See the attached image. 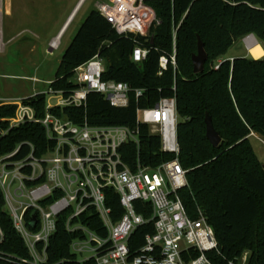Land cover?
<instances>
[{"label": "trees", "instance_id": "obj_1", "mask_svg": "<svg viewBox=\"0 0 264 264\" xmlns=\"http://www.w3.org/2000/svg\"><path fill=\"white\" fill-rule=\"evenodd\" d=\"M159 24L151 28L150 38L119 36L112 25L93 9L82 23L73 41L64 52L51 87L73 92L78 84L72 80L75 69L99 56L105 65L103 80L125 82L134 89H143L144 97L136 101L132 96L128 108L110 106L103 96L91 93L87 109L54 110L75 123L87 116L89 125L130 127L139 131L140 156L152 167L173 160L160 150V139L150 134L149 127L137 126L138 107L151 108L162 98L176 97L180 162L188 173L189 188L181 192L188 214L196 217L203 211L212 225L218 242L217 252H209L213 264L238 261L248 253L247 264H264V165L255 154L251 133L264 139V59L225 56L240 39L254 35L264 48V0H152ZM177 29V66L167 71L160 68L161 57H169L173 29ZM153 39V44L151 40ZM201 39L208 54L205 70L194 74L192 56L198 53ZM149 49L142 63L131 60L135 43ZM220 61L216 65L215 61ZM218 67V68H217ZM40 118L44 117L47 98L30 96L26 100ZM16 106L0 108V157L23 149L16 159L28 154L29 144L37 155L50 147L41 125L26 124L9 129ZM223 140L214 148L207 140L206 115ZM136 148L125 160L132 164ZM108 206L118 220L123 209L115 191L107 190ZM138 212L149 219V205L136 202ZM85 221V220H84ZM91 230L103 238L107 231L97 218L88 223ZM0 226L4 238L0 244V264H18L29 259L25 241L15 230L5 210L0 188ZM153 223L140 227L131 237L130 251L136 254L146 243V236L154 234ZM76 235L66 229L65 216L58 222L57 232L50 239L48 264H78L71 252ZM199 256L195 252L193 257ZM11 259H14L11 262ZM188 260V258H185Z\"/></svg>", "mask_w": 264, "mask_h": 264}, {"label": "built area", "instance_id": "obj_2", "mask_svg": "<svg viewBox=\"0 0 264 264\" xmlns=\"http://www.w3.org/2000/svg\"><path fill=\"white\" fill-rule=\"evenodd\" d=\"M150 2L107 0L97 11L120 37L149 39L152 26L160 23ZM173 31L174 53L161 57L162 71L177 66V29ZM134 43L131 60L138 65L147 59L149 49ZM104 73L103 60L95 56L75 69L71 81L78 88L73 92L66 95L50 84L47 91L36 94L47 98L42 118L26 103L27 99L0 98V108L16 106L13 118L8 120L9 129L38 124L50 142L41 155L29 144L28 154L21 158L16 159L22 145L0 157V188L5 210L25 241L30 257L11 259V262L48 264L50 239L57 232L60 218L65 216L67 231L76 235L71 252L77 256L78 264H213L208 253L218 250L214 229L203 211L199 210L196 217L189 215L181 198L189 182L179 157L176 97L162 98L151 108L136 109L137 126L149 127L150 134L159 137L162 153L173 156V160L156 167L140 156L139 131L126 126H91L87 116L81 123H75L53 112L65 108L85 112L91 93L103 96L111 107L119 110L130 106L132 96L137 102L144 97L141 88L134 89L125 82L104 81ZM133 148L138 154L129 164L124 158L131 155ZM107 190L119 196L123 214L118 220L108 206ZM136 202L151 207V218L138 212ZM33 215L37 217L35 228L29 225ZM93 217L107 231V238L90 229L88 223ZM148 223H153L155 232L146 236L144 247L133 255L129 247L131 237ZM3 238L0 226V244ZM195 252L199 256L194 258ZM247 260L245 253L238 261L227 264H247Z\"/></svg>", "mask_w": 264, "mask_h": 264}, {"label": "rangeland", "instance_id": "obj_3", "mask_svg": "<svg viewBox=\"0 0 264 264\" xmlns=\"http://www.w3.org/2000/svg\"><path fill=\"white\" fill-rule=\"evenodd\" d=\"M77 1L0 0V98L18 101L50 88L62 56L82 23L96 5L107 2L84 0V6L73 15L58 47L49 50V41L58 35ZM248 37L256 39L254 35ZM246 39L237 40L227 57L248 53V44L253 41ZM171 47L169 52L173 55V42ZM248 57L253 58L250 54ZM215 62L217 65L220 61ZM251 143L264 165V139L252 136Z\"/></svg>", "mask_w": 264, "mask_h": 264}, {"label": "water", "instance_id": "obj_4", "mask_svg": "<svg viewBox=\"0 0 264 264\" xmlns=\"http://www.w3.org/2000/svg\"><path fill=\"white\" fill-rule=\"evenodd\" d=\"M151 44H153V39L151 40ZM192 62L194 65L195 75H200L201 73L204 72L205 65L208 62V54L201 39L198 40V53L192 56ZM205 125L207 126V130H206L207 140L210 141V143L214 148H219L223 140L221 139L220 134H218V132L214 128V125H212V119L209 114L206 115ZM36 224H37V217L36 215H33L29 225L35 228L37 226Z\"/></svg>", "mask_w": 264, "mask_h": 264}, {"label": "crops", "instance_id": "obj_5", "mask_svg": "<svg viewBox=\"0 0 264 264\" xmlns=\"http://www.w3.org/2000/svg\"><path fill=\"white\" fill-rule=\"evenodd\" d=\"M78 3L75 5L73 11L71 12V14L68 16V19L66 20V22L63 24V26L60 28V30L58 31V35L52 39L51 41H49V50L51 51H55V49L58 47L59 43H60V40L65 36V33L67 32L66 28L68 27V25L70 24V22L72 21V19L74 18L73 15L77 14V12L84 6L85 2L84 0H78L77 1ZM99 5V4H98ZM98 5L95 6V9L97 10V7ZM59 38V39H58ZM250 38V37H249ZM255 47L257 46H261L262 49H263V52H264V48L262 46V44H260V42L258 40L255 39ZM249 46V44H248ZM251 52V48L249 47L248 48V53H244L242 54L241 56H231V57H227V55L225 56V59L229 60V61H233L234 58H237V57H248V54H250L252 56V54L250 53ZM229 53V52H228ZM261 59H264V56L263 58ZM261 59H258V60H261ZM252 136V135H251ZM255 136L257 137V135L255 134Z\"/></svg>", "mask_w": 264, "mask_h": 264}, {"label": "bare ground", "instance_id": "obj_6", "mask_svg": "<svg viewBox=\"0 0 264 264\" xmlns=\"http://www.w3.org/2000/svg\"><path fill=\"white\" fill-rule=\"evenodd\" d=\"M59 39V38H58ZM252 40L253 42L249 45L251 48V54L254 59H261L264 56V52L261 46L255 47V39L253 37H250L249 40ZM248 42V41H247ZM249 43V42H248Z\"/></svg>", "mask_w": 264, "mask_h": 264}]
</instances>
